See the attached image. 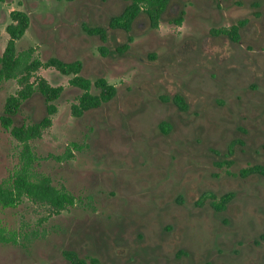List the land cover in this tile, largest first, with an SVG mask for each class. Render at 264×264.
Returning <instances> with one entry per match:
<instances>
[{"label":"rangeland","instance_id":"1","mask_svg":"<svg viewBox=\"0 0 264 264\" xmlns=\"http://www.w3.org/2000/svg\"><path fill=\"white\" fill-rule=\"evenodd\" d=\"M128 3L0 0V55L11 12L31 18L16 42L17 76L34 58L58 57L82 61L81 74L106 77L118 89L75 116L82 89L71 84L73 74L34 73L35 82L44 77L64 91L52 125L30 140V175L49 176L77 200L60 211L28 195L13 206L0 202V264H75L68 249L83 264H264V174L242 173L264 166V0H169L158 28L146 12L130 31L110 27ZM245 19L238 40L214 32ZM86 26L105 28L107 40ZM130 36V48L119 49ZM19 87L16 76L0 80L5 186L27 161L24 143L2 121ZM47 112L36 91L14 124ZM225 193L232 197L218 210L212 202Z\"/></svg>","mask_w":264,"mask_h":264},{"label":"trees","instance_id":"2","mask_svg":"<svg viewBox=\"0 0 264 264\" xmlns=\"http://www.w3.org/2000/svg\"><path fill=\"white\" fill-rule=\"evenodd\" d=\"M168 3L169 0H129V3L120 14L111 17L109 26L130 31L135 18L141 12H146L150 18L151 26L158 28ZM11 18L12 21L6 26L9 39L3 53L0 55V80L10 79L16 76L20 87L16 94H11L7 98L5 114L2 116V121L5 127L11 130L13 135L24 143L23 154L27 158V161L22 170L17 173L13 184L6 186L0 185V202L5 206H13L18 203L23 195H28L60 211L69 205H74L77 200L76 196L64 188L56 187L49 176L45 175L39 178H33L30 175L29 167L35 158L30 140L41 137L44 130L52 125V117L58 111L56 100L62 95L64 87L62 85H53L44 77H40L35 82L33 79L34 73L41 67H55L64 74H73V77L70 79L71 84L82 89L78 101L72 104V112L75 116H80L91 108H96L105 102H109L117 94L118 89L106 77L99 76L93 82L90 78L81 74L83 70L82 61L75 60L68 62L58 57H52L45 61L34 58L25 65L23 73L17 76V72L21 66V58L17 53L16 42L25 35L30 26L31 18L23 10H13L11 12ZM182 20V17L176 19L178 23H181ZM245 23L246 19L239 21L237 24H233L231 28L215 29L214 32L224 33L238 40L239 30ZM86 29L91 34L99 35L103 41L107 40V31L105 28L101 26H86ZM129 40V42L121 44L119 49H129L130 42L133 40L132 36L129 37ZM101 47L104 49V46ZM93 85L99 89L98 93L92 92ZM36 91L41 92L45 97L48 111L47 115L43 119L28 125L14 124V115L20 110L22 103ZM174 100L181 108L187 107L185 99L182 96L178 95ZM242 173L264 174V166H250L243 169ZM204 196L211 197L213 200L217 198V195L212 192H207ZM231 197L232 193H225L221 195L218 201L212 203L218 210H221L225 208ZM64 254L75 264H83L85 262L74 250H65Z\"/></svg>","mask_w":264,"mask_h":264},{"label":"flooded vegetation","instance_id":"3","mask_svg":"<svg viewBox=\"0 0 264 264\" xmlns=\"http://www.w3.org/2000/svg\"><path fill=\"white\" fill-rule=\"evenodd\" d=\"M68 250H70V249H68ZM75 251V250H74ZM76 252V251H75ZM77 253V252H76Z\"/></svg>","mask_w":264,"mask_h":264}]
</instances>
